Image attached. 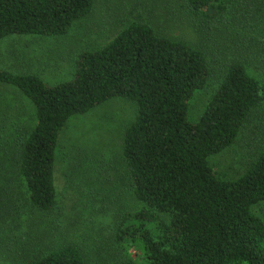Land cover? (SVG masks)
Masks as SVG:
<instances>
[{"label":"trees","instance_id":"16d2710c","mask_svg":"<svg viewBox=\"0 0 264 264\" xmlns=\"http://www.w3.org/2000/svg\"><path fill=\"white\" fill-rule=\"evenodd\" d=\"M139 3L147 4L139 13L152 19L160 11L186 23L195 42L139 14L105 45L81 52L67 81L49 85L34 73L0 70V83L16 86L33 108L6 122L13 140L0 139V239L20 246L16 264H87L74 241L44 249L17 230L28 210L55 209L59 134L67 122L121 98L134 114L113 164L138 207L113 211L114 253L101 254L98 264H264V0ZM93 9V0H0V39L66 34ZM208 86L191 120V101ZM242 132V172L220 176L210 157ZM71 149L63 158L69 183L87 164ZM130 250H139V261Z\"/></svg>","mask_w":264,"mask_h":264},{"label":"rangeland","instance_id":"374dc122","mask_svg":"<svg viewBox=\"0 0 264 264\" xmlns=\"http://www.w3.org/2000/svg\"><path fill=\"white\" fill-rule=\"evenodd\" d=\"M142 4L139 0H93V11L75 21L66 34L42 37L35 43L19 45L22 52L15 49L11 61L15 66L22 59L25 67L33 64L38 69L30 72L38 74L48 84L67 81L71 78L74 60L81 52L105 45L127 23L139 20V14L145 20L152 19L149 13H139L147 6ZM153 13L157 16L151 21L158 29L168 35L195 42V34L186 23L166 12ZM9 47V42L0 41V59H7ZM7 71L14 74L20 72L13 69ZM211 91L212 86H208L195 95L188 113L191 120L198 117ZM25 99L16 86L0 83V102L5 101L4 104L0 103V108L5 112L3 117L0 115V139L13 140L6 134L13 131L6 122L16 120V111H33L30 102ZM22 100L30 106L23 105ZM133 114L134 107L131 104L121 98H111L67 122L59 134L54 180L57 191L55 209L50 213L28 210L18 232L28 235L38 247L44 249L57 247L65 240L74 241L82 250L87 264H98L101 254L109 258L113 255L112 242L117 219L113 211L117 208L134 211L138 207L132 194L121 184L123 171L113 164V157L122 146L125 127ZM252 125L253 122L250 123ZM245 141L247 139L242 132L232 147L210 157L213 169L220 176L234 178L242 172ZM73 146L79 153L77 158L87 164L86 168L81 169L86 171L76 173L69 183L63 175V158H67ZM121 191L129 193L126 192V195ZM6 239V235L3 240L0 239V264H16L15 260L19 258L16 249L20 246L8 244ZM136 252L130 250L129 254L139 261V250Z\"/></svg>","mask_w":264,"mask_h":264},{"label":"crops","instance_id":"0c3cea01","mask_svg":"<svg viewBox=\"0 0 264 264\" xmlns=\"http://www.w3.org/2000/svg\"><path fill=\"white\" fill-rule=\"evenodd\" d=\"M35 35H37V34H35ZM35 35L34 34H10V35H7L6 37H3L2 39H0V41L5 40V41L9 42L10 43L9 48L13 51V52H11V50L9 49L8 52L6 53L7 59H0V60L4 61L3 63L0 62V70L7 71V69H13L14 71H20V72H15V73H19V74H21V73H32V72H30L32 69L37 70L38 68L36 66H33V64L25 67L23 59H22V61H17L16 66L14 65L13 61H11V56L12 55L15 56V52H16L15 49H17L19 52H22L21 49L18 47L19 45H27L29 43H35V42H37V39L42 38V37L43 38H49L46 36H41V35L35 36ZM4 38H7V39H4ZM7 61H9V63ZM25 69H27V71ZM34 74H36V73H34ZM36 75H38V74H36ZM43 81L45 82V80H43ZM61 82H63V81H61ZM46 84H48V83H46ZM49 85H54V84H49ZM16 117H19V114L17 113V111H16Z\"/></svg>","mask_w":264,"mask_h":264}]
</instances>
